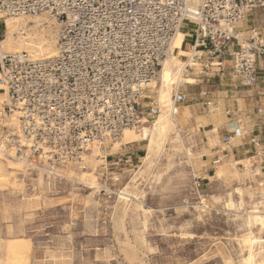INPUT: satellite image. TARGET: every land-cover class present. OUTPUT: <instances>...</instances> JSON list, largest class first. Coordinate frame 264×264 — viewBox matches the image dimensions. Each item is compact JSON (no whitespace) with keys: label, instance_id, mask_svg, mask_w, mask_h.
<instances>
[{"label":"rangeland","instance_id":"obj_1","mask_svg":"<svg viewBox=\"0 0 264 264\" xmlns=\"http://www.w3.org/2000/svg\"><path fill=\"white\" fill-rule=\"evenodd\" d=\"M11 20L17 23L13 35L16 40L30 34L36 41L45 39L46 44L55 45L57 50V27L50 20L45 17ZM8 29L2 28L1 48L14 53L7 47ZM183 31L191 34L192 25L185 24ZM189 46L190 51L184 50L187 53L192 51V45ZM179 53L187 59L185 53ZM31 55L44 56L32 52ZM208 58L195 56L198 66H210ZM200 68L189 67L183 74L186 82L178 88L186 96L195 84L187 81L194 79L192 74L201 71ZM222 68L232 73L229 57L223 61ZM146 96L158 101V88L149 89ZM143 103L146 105L147 101ZM176 106L179 113L166 148L159 162L131 183L129 191L136 199L130 201L120 198L119 193L142 166L146 141L121 144V135L97 144L83 154L81 161L64 167L41 150L21 149V154H16L20 145L3 141L5 129L2 128V124L7 123L9 128L16 124L11 123L9 116L7 120L0 119V161L8 171L10 161L18 167L14 177L0 184V244L5 245L9 239L28 240V264H227L230 261L264 264V232L255 229L249 234L247 221L241 217L255 205L263 210L264 202L256 195L263 190L251 189L255 194L252 203L245 183L248 178L253 180L254 175L230 158L223 159L227 164L213 165V157L217 160L225 155L221 154L224 145L217 130L204 127L206 121L189 118L187 110L183 114L180 111L183 104ZM220 112H214L219 123ZM157 117L142 122L133 131L139 133L143 126L150 127ZM219 123L215 128H219ZM128 146L143 148V156L125 155ZM251 162L247 160L243 164L248 167ZM221 167L224 175L219 179L216 168ZM210 169V178L201 181L199 198L195 195L192 170L203 178ZM238 188L245 195L241 215L226 207L230 195L239 200ZM6 256L4 248L0 249V264H6Z\"/></svg>","mask_w":264,"mask_h":264},{"label":"built area","instance_id":"obj_2","mask_svg":"<svg viewBox=\"0 0 264 264\" xmlns=\"http://www.w3.org/2000/svg\"><path fill=\"white\" fill-rule=\"evenodd\" d=\"M256 12L264 17V0H201L195 10L190 0H0V34L7 19L43 16L57 27L53 58L7 53L0 35V86L6 95L0 119L16 120L13 128L2 124L3 141L29 140L32 147L19 146L16 154L41 150L66 167L97 144L155 118L159 102L146 93L186 21L195 26L192 45L201 55L218 66L230 57L233 77L255 87L264 35L257 27L245 34L238 25ZM185 100L178 89L175 103ZM256 114L257 129L247 141L254 148L257 187L264 191V105ZM239 131L235 126L222 137L224 152ZM201 181L194 176L199 198Z\"/></svg>","mask_w":264,"mask_h":264},{"label":"bare ground","instance_id":"obj_3","mask_svg":"<svg viewBox=\"0 0 264 264\" xmlns=\"http://www.w3.org/2000/svg\"><path fill=\"white\" fill-rule=\"evenodd\" d=\"M200 2L201 0H190L191 8L195 10L199 6ZM36 18L43 19L44 17L37 16ZM192 23L193 22L191 21H186V24L192 25L194 29L195 26ZM6 24L7 27L9 28L8 30L10 31L6 40L7 47L8 49L14 51V53H28L33 58L34 56L31 55V52L37 55H42V56L44 55L43 57H47V58H53L56 56L57 50L55 48V45L46 44L45 43L46 41L43 38H39L36 41L35 37H33L30 34H27L26 36L22 37L21 41L16 40L13 35L17 32V23L12 22L11 19H7ZM183 28L184 25L176 33L172 41V44L170 46V49L167 53V56L162 62V66L158 78L160 85L157 86V82L151 85L152 89L158 88V102L160 106L159 107L160 113L157 119L153 122V124L150 127L143 126L139 133L134 132L133 129L131 128L125 129L122 133L123 137L120 141L121 144H130L137 142L139 140L147 142L146 155L142 161V166L141 167L139 166L140 169L138 172L134 174V177L132 178L131 182L125 186V188L122 190L121 193H119V195L121 196L120 198L124 200L130 201L131 199H136L129 191V187L131 186V183L135 181V178L138 175H141L146 170L153 168L156 165V163L159 162L166 148L167 142L171 136L172 127L176 125L179 109L176 106L175 97L179 89L178 86L182 82H186L183 79V74L188 71V68L197 67L199 65L195 59V56L200 53L198 50L194 48L193 45L191 52L187 53L184 51V42L188 38V35L186 32L183 31ZM22 49L25 50L23 51ZM26 50H28V52ZM180 51L185 53L187 59H184V57L179 53ZM34 59H37V57ZM217 63L218 62L214 64ZM187 82L194 83L195 80L190 79ZM173 84H177V86ZM1 89L2 87L0 86V95H1L0 103L6 100V95ZM10 121L11 123L16 124L15 123L16 120L10 119ZM144 123H146V121H144ZM4 126H7V123ZM20 146L22 148H31L32 142L29 140L28 141L20 140ZM0 150L2 151V149ZM223 159L224 158H220V161L217 164H224V163L227 164V162L225 161L222 162ZM8 166L11 169L10 171H8L7 168H5L2 165V162L0 163V184L8 182L10 177L15 176L16 172L14 170L18 168L17 165L10 161ZM221 169L222 167L216 168V177L219 179H221L224 175L223 170ZM245 190L248 191L247 195L251 199V202L253 203V198L255 197L254 196L255 194L251 191L249 187H245ZM236 194H238L239 200L236 201L230 195V199L226 204V207L228 208L229 211H233L239 215L245 205V195L242 189L239 188L236 189ZM260 195L262 196L261 197L262 202H264V191H262ZM262 202H258V205L263 204ZM247 203H249V200H247ZM203 206H207V204ZM144 211L146 212V210ZM241 217L245 221H247L246 228H248V231H250L249 234H252L255 229L259 230L260 232H264V205L262 211L259 210L258 207L255 205L252 211L250 210L246 211V213L241 215ZM2 248H4V250L7 253L6 264L7 262L8 264L29 263L30 243L28 240L24 238L9 239L6 241L5 245L0 244V249ZM4 263H5V259H4ZM227 264H233V263L230 261Z\"/></svg>","mask_w":264,"mask_h":264},{"label":"crops","instance_id":"obj_4","mask_svg":"<svg viewBox=\"0 0 264 264\" xmlns=\"http://www.w3.org/2000/svg\"><path fill=\"white\" fill-rule=\"evenodd\" d=\"M254 27H257L261 34L264 35V17L258 12L249 15L245 22L238 25V29L245 34ZM187 35L188 38L184 42V50L190 51L187 46L192 45L193 36L190 33H187ZM189 40L191 43L188 42ZM230 60L232 62L231 58ZM210 61V66H204L202 64L201 66H197L201 67V71L192 74L195 79V84L191 85L188 89V95L186 96L181 92L186 97V100L180 103L183 104L180 111L184 114V111L187 110L189 112V118L194 119L196 122L206 121L207 123L204 127H211L212 129L210 131L216 129L221 140L227 132L232 131L235 126L238 127L240 129V135L234 137L231 148L226 152L223 151L224 149L222 150L221 154H225L222 158H230L237 166H243L244 171H248L252 176V163L247 167L243 162L247 160L251 161L254 153V148L248 144L247 139L250 136L249 133L257 129L259 119L256 114L257 108L259 105H264V62H259V83L253 88H246L239 84L232 73L223 69L222 66L214 64L208 58L207 62ZM185 103L187 105H184ZM217 110H220V114H222L220 117L221 123L214 116V112ZM217 123L220 124L218 129L215 128ZM255 134L258 135L259 133L257 132ZM179 137L181 138V136ZM125 153H127L125 154L127 156L139 158L143 156L144 149H134L133 146H128ZM215 158L213 157L211 161L213 165H216L214 163L216 161ZM128 161H131V159ZM205 172L208 175L201 178L195 170H192L193 178L195 175H198L204 182L208 177L210 178L212 170H206ZM257 182L258 180L255 177L253 180L248 178L245 187H249L250 189L256 188ZM256 195L258 198L262 197L260 194Z\"/></svg>","mask_w":264,"mask_h":264}]
</instances>
